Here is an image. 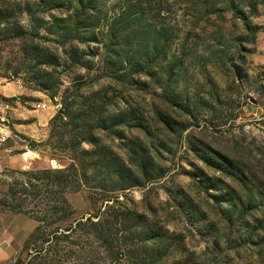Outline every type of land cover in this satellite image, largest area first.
<instances>
[{"label":"rangeland","instance_id":"374dc122","mask_svg":"<svg viewBox=\"0 0 264 264\" xmlns=\"http://www.w3.org/2000/svg\"><path fill=\"white\" fill-rule=\"evenodd\" d=\"M123 1L98 0L79 17L75 0H0V84L12 88L0 97L5 143L32 162L0 159V214L36 225L44 200L20 192L38 184L29 172L80 158L89 132L123 161L140 145L160 166V177L113 195L166 231V264H264V0H141L140 29H168L167 59L182 61L166 87L176 103L160 98L163 81L105 65L122 50L108 31ZM124 109L146 127L110 125ZM93 185L64 193L74 218L91 213ZM86 242L60 264H85ZM31 249L18 248L22 264L52 263Z\"/></svg>","mask_w":264,"mask_h":264},{"label":"trees","instance_id":"16d2710c","mask_svg":"<svg viewBox=\"0 0 264 264\" xmlns=\"http://www.w3.org/2000/svg\"><path fill=\"white\" fill-rule=\"evenodd\" d=\"M97 4L98 0H75L74 16L80 17L95 10ZM141 4V0H124L120 12L110 23V38L114 39L115 44L120 43L122 50L119 54L113 53L118 59H109L105 65L113 69L117 62L124 64L123 70L128 74L141 73L157 79L160 84L163 81L160 98L163 102L176 103V96L166 92V87L176 74L174 69L182 61L167 59L166 51L171 39L168 29H140L144 15ZM79 23L87 24L85 20ZM115 118L116 121H112ZM107 119L110 125L133 122L136 127H146L140 118L125 109L121 113L109 114ZM83 123L81 128H84ZM85 126L90 128L91 124ZM88 133L84 139L91 143L92 148L80 149V158L72 156L71 162L63 168L29 172V179L38 184L27 180L30 189L23 188L20 192L32 198L41 195L44 201L40 211L32 215L36 225L23 241L22 248L32 245L33 255L52 261L48 264H60L63 261L61 257L65 259V256H69L70 247L79 244L78 240L83 238L87 240V249L78 251L81 263L97 264V253H101L100 258L105 264H166L163 255L169 244L166 231L151 223L142 213L121 204L113 195L114 192L160 177V166L140 145L135 149L128 148V158L123 161L93 136L92 140L88 138ZM89 178L94 182L91 187L97 197L89 196L92 199L91 213L74 218L64 193L76 190L80 183H87ZM14 264H22V261L16 259ZM171 264L181 263L178 260Z\"/></svg>","mask_w":264,"mask_h":264},{"label":"crops","instance_id":"0c3cea01","mask_svg":"<svg viewBox=\"0 0 264 264\" xmlns=\"http://www.w3.org/2000/svg\"><path fill=\"white\" fill-rule=\"evenodd\" d=\"M12 88L7 84H0V97L9 98L12 96ZM7 140V139H6ZM6 142V141H5ZM0 144V159L8 157L10 163H15L17 166H26L31 164L30 159L27 163L22 158H12L9 154L12 146L6 143ZM32 159V158H31ZM33 161V160H32ZM1 168V162H0ZM34 221L20 214H0V264H14V261L19 258L18 248L23 244V241L29 233L34 229Z\"/></svg>","mask_w":264,"mask_h":264},{"label":"built area","instance_id":"2783aa9c","mask_svg":"<svg viewBox=\"0 0 264 264\" xmlns=\"http://www.w3.org/2000/svg\"><path fill=\"white\" fill-rule=\"evenodd\" d=\"M37 106H39V104H37ZM8 110V103L0 99V144L4 143L10 135V129L6 124Z\"/></svg>","mask_w":264,"mask_h":264}]
</instances>
